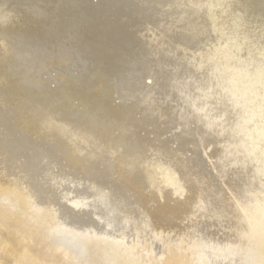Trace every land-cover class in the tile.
<instances>
[{
    "label": "bare ground",
    "instance_id": "1",
    "mask_svg": "<svg viewBox=\"0 0 264 264\" xmlns=\"http://www.w3.org/2000/svg\"><path fill=\"white\" fill-rule=\"evenodd\" d=\"M264 264V0H0V264Z\"/></svg>",
    "mask_w": 264,
    "mask_h": 264
},
{
    "label": "rangeland",
    "instance_id": "2",
    "mask_svg": "<svg viewBox=\"0 0 264 264\" xmlns=\"http://www.w3.org/2000/svg\"><path fill=\"white\" fill-rule=\"evenodd\" d=\"M2 264H10V261L6 260Z\"/></svg>",
    "mask_w": 264,
    "mask_h": 264
}]
</instances>
